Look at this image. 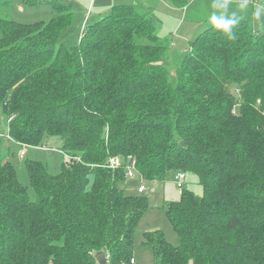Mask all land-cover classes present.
<instances>
[{
    "label": "trees",
    "instance_id": "1",
    "mask_svg": "<svg viewBox=\"0 0 264 264\" xmlns=\"http://www.w3.org/2000/svg\"><path fill=\"white\" fill-rule=\"evenodd\" d=\"M145 6L116 4L83 36L66 33L73 13L58 2L48 22L0 17L8 137L24 147L57 138L70 158L56 175L26 163L31 200L0 142V264H98L100 252L107 264H136L149 203L124 191L128 164L149 183L194 174L202 189L165 206L177 246L143 234L154 264H264V34L230 17L229 39L208 20L171 70L169 36ZM110 158L125 166L109 169Z\"/></svg>",
    "mask_w": 264,
    "mask_h": 264
},
{
    "label": "rangeland",
    "instance_id": "2",
    "mask_svg": "<svg viewBox=\"0 0 264 264\" xmlns=\"http://www.w3.org/2000/svg\"><path fill=\"white\" fill-rule=\"evenodd\" d=\"M53 2L70 6L73 22L66 33L71 32L74 36L80 32L85 17H87L86 25H90L116 4L146 5V11L160 26V34L169 36L172 59L168 68L171 70L180 65L183 57L189 52V42L196 37V34L204 30L205 22L209 20L210 14L216 10L213 8L216 0H187L188 3L183 8L173 5L170 0H35V3L32 2L30 5L25 4L23 0H12L9 7L0 9V17L11 19L20 24L48 22L53 17ZM218 2H222V0H218ZM239 2L240 0H232L226 16L246 20L255 33L264 34V26L261 25L260 21H256L252 15L257 6L264 4V0L261 2L248 0L246 10L238 9ZM233 12L236 13L235 16L231 15ZM61 42L69 45L73 42V37L65 41L63 39ZM227 89L234 93L232 86H228ZM7 126L8 120L0 111V142L3 148L8 149L9 161L15 167L20 184L26 189L30 199L34 200V192L29 182L26 163L37 161L45 167L49 174H58L61 163L65 160V156L60 150V142L57 138L46 139L41 147H26L25 156L21 157L20 153L24 150V146L6 139L8 137ZM173 177L174 174L171 173L166 176L164 181L149 183L135 175L128 179L123 186L127 194H137L138 186H144L143 195L149 203L148 209L144 212L134 231L132 256L136 264H154L152 249L142 243L145 232L161 231L170 245H178L179 239L166 217L165 206L169 202L177 201L182 189L201 195L202 189L194 174H185L182 189L175 186Z\"/></svg>",
    "mask_w": 264,
    "mask_h": 264
},
{
    "label": "clouds",
    "instance_id": "3",
    "mask_svg": "<svg viewBox=\"0 0 264 264\" xmlns=\"http://www.w3.org/2000/svg\"><path fill=\"white\" fill-rule=\"evenodd\" d=\"M231 3L232 0H222V2L216 0L213 4V8L216 10L210 14L209 21L216 30L226 34L229 39H234L233 29L238 24V20L226 16L227 9ZM237 7L239 10H246L248 8V0H240ZM231 15L235 16L236 13L233 12ZM252 15L256 21H260L261 25L264 26V19H262L264 17V4L257 6Z\"/></svg>",
    "mask_w": 264,
    "mask_h": 264
},
{
    "label": "built area",
    "instance_id": "4",
    "mask_svg": "<svg viewBox=\"0 0 264 264\" xmlns=\"http://www.w3.org/2000/svg\"><path fill=\"white\" fill-rule=\"evenodd\" d=\"M84 29H85V24L81 28L80 36H83ZM7 138L10 139L9 137H7ZM25 149H26V147H24V150L21 151V153H20L21 157L25 156V151H26ZM64 156H65V161L69 162L70 161V158H68L69 156H67V155H64ZM107 165H108L107 167L111 170H115L121 166H125L124 161L120 158H110ZM134 174H135L134 164H132V165L128 164L126 166V172H125L126 178L131 179L134 177ZM184 179H185L184 173H182V172L175 173L174 183L178 189H182ZM144 191H145V188L142 185L137 188L138 193H144ZM130 262L133 263V259Z\"/></svg>",
    "mask_w": 264,
    "mask_h": 264
},
{
    "label": "water",
    "instance_id": "5",
    "mask_svg": "<svg viewBox=\"0 0 264 264\" xmlns=\"http://www.w3.org/2000/svg\"><path fill=\"white\" fill-rule=\"evenodd\" d=\"M181 145H184V144L181 143ZM96 259H97L98 264H107V260L103 252L98 253Z\"/></svg>",
    "mask_w": 264,
    "mask_h": 264
},
{
    "label": "crops",
    "instance_id": "6",
    "mask_svg": "<svg viewBox=\"0 0 264 264\" xmlns=\"http://www.w3.org/2000/svg\"><path fill=\"white\" fill-rule=\"evenodd\" d=\"M100 16H101V15H100ZM86 18H87V17H85V20H84V22H83L82 25L86 24V23H85V22H86ZM97 19H98V18H97ZM97 19H96V20H97ZM81 28H82V27H81ZM6 139H8V138L6 137ZM134 261H135V260H134Z\"/></svg>",
    "mask_w": 264,
    "mask_h": 264
}]
</instances>
